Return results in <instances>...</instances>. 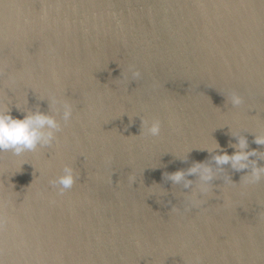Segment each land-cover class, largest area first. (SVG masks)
<instances>
[{
    "label": "water",
    "instance_id": "obj_1",
    "mask_svg": "<svg viewBox=\"0 0 264 264\" xmlns=\"http://www.w3.org/2000/svg\"><path fill=\"white\" fill-rule=\"evenodd\" d=\"M0 103L62 129L0 153V264H264V179L214 159L264 166V0H0Z\"/></svg>",
    "mask_w": 264,
    "mask_h": 264
},
{
    "label": "clouds",
    "instance_id": "obj_2",
    "mask_svg": "<svg viewBox=\"0 0 264 264\" xmlns=\"http://www.w3.org/2000/svg\"><path fill=\"white\" fill-rule=\"evenodd\" d=\"M132 77L133 81L140 79L141 73L139 70L132 71ZM10 83L15 84V80H10ZM51 98L53 97L49 99ZM231 100L235 107H239L244 103V98L235 91L231 93ZM64 109L63 118L67 125L73 116V108L65 103ZM22 112L24 113L23 119L13 118L10 114L11 109L9 106L0 103V153L9 152L14 157H22L25 153H37L38 144H40L41 147L52 148L57 138L53 137L52 131H46L45 127L47 126L48 129L62 131L56 121L52 117L39 111L31 112L24 110ZM143 129L144 121L141 123L140 134H147L152 137L159 136L161 130L160 122L158 120H153L148 127L147 133H145ZM254 142L259 145H264V136L255 137ZM232 147L239 149V151H235L231 156L226 153L217 155L214 157L216 163L220 165L231 162V166L236 172L248 169L249 165H251L250 171L244 175L248 184H256L259 183L261 179H264V166H257L255 161H248L249 156H256L257 153L255 151H242L247 147V139L241 137L237 141V144L232 145ZM240 161H248V163H240ZM23 164L26 163H22L21 166ZM198 169L200 170L202 180L210 181L213 179L210 174V169L207 166L201 165H194L187 170V172L177 171L175 173L166 174V176L173 181V183H176L186 175L196 174ZM78 179L79 176L74 172V169L65 165L62 169V174L58 175L55 179L49 180V184L56 189L59 195H63L72 188ZM130 180L134 183V178H130ZM229 181L232 182L230 179ZM207 190V188L204 189V192ZM173 210L177 209L173 206Z\"/></svg>",
    "mask_w": 264,
    "mask_h": 264
}]
</instances>
